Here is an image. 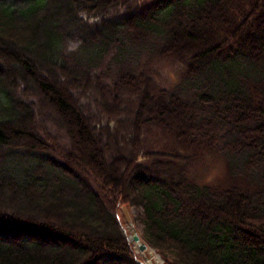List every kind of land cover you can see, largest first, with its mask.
<instances>
[{"label": "trees", "instance_id": "1", "mask_svg": "<svg viewBox=\"0 0 264 264\" xmlns=\"http://www.w3.org/2000/svg\"><path fill=\"white\" fill-rule=\"evenodd\" d=\"M120 204L164 264H264V0H0V264H141Z\"/></svg>", "mask_w": 264, "mask_h": 264}, {"label": "rangeland", "instance_id": "2", "mask_svg": "<svg viewBox=\"0 0 264 264\" xmlns=\"http://www.w3.org/2000/svg\"><path fill=\"white\" fill-rule=\"evenodd\" d=\"M156 66V65H155ZM157 68L161 73L164 85H171L177 81L180 69L178 66L172 65L169 62H161L157 64ZM191 176L201 183H221L226 175V167L223 158L218 154L204 153L195 163L190 167ZM137 209L126 204H120L117 210V215L127 240L132 244L134 254L141 264H146L148 258L157 256L155 251H151L148 247L145 251H139L137 245L130 240L133 233L139 234V227L134 220ZM155 264H160L155 262ZM161 264H164L161 261Z\"/></svg>", "mask_w": 264, "mask_h": 264}, {"label": "water", "instance_id": "3", "mask_svg": "<svg viewBox=\"0 0 264 264\" xmlns=\"http://www.w3.org/2000/svg\"><path fill=\"white\" fill-rule=\"evenodd\" d=\"M130 240L137 244L139 251H145L148 248V246L140 239V236L136 232L131 235Z\"/></svg>", "mask_w": 264, "mask_h": 264}, {"label": "bare ground", "instance_id": "4", "mask_svg": "<svg viewBox=\"0 0 264 264\" xmlns=\"http://www.w3.org/2000/svg\"><path fill=\"white\" fill-rule=\"evenodd\" d=\"M150 250L153 252L154 250L150 248ZM140 262V261H139ZM155 262H158L161 264V258L157 255L154 258H148L146 264H155ZM141 263V262H140Z\"/></svg>", "mask_w": 264, "mask_h": 264}]
</instances>
